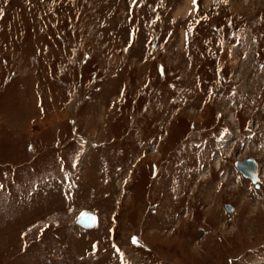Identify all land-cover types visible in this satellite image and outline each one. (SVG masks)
Segmentation results:
<instances>
[{
  "label": "rangeland",
  "instance_id": "374dc122",
  "mask_svg": "<svg viewBox=\"0 0 264 264\" xmlns=\"http://www.w3.org/2000/svg\"><path fill=\"white\" fill-rule=\"evenodd\" d=\"M0 264H264V0H0Z\"/></svg>",
  "mask_w": 264,
  "mask_h": 264
},
{
  "label": "water",
  "instance_id": "95a60500",
  "mask_svg": "<svg viewBox=\"0 0 264 264\" xmlns=\"http://www.w3.org/2000/svg\"><path fill=\"white\" fill-rule=\"evenodd\" d=\"M235 165L246 177L252 178L254 182L257 181L258 163L254 159L238 160L235 162ZM227 209H231V206L228 205ZM77 223L86 228H91L97 224V217L92 212L84 211L78 217Z\"/></svg>",
  "mask_w": 264,
  "mask_h": 264
},
{
  "label": "bare ground",
  "instance_id": "6f19581e",
  "mask_svg": "<svg viewBox=\"0 0 264 264\" xmlns=\"http://www.w3.org/2000/svg\"><path fill=\"white\" fill-rule=\"evenodd\" d=\"M115 101H116V100H115ZM117 103H118V101H117ZM119 103H120V102H119ZM124 105H125V104H124ZM124 105H121V109H122V110H123ZM217 159H218V158H217ZM217 159H216V162H217L216 164H217V166H218L217 168H219V166H220V161H219V159H218V160H217ZM237 169H238V168H237ZM238 170H239V169H238ZM239 171H240V170H239Z\"/></svg>",
  "mask_w": 264,
  "mask_h": 264
},
{
  "label": "snow or ice",
  "instance_id": "6c2138e0",
  "mask_svg": "<svg viewBox=\"0 0 264 264\" xmlns=\"http://www.w3.org/2000/svg\"><path fill=\"white\" fill-rule=\"evenodd\" d=\"M193 2H195V0H193Z\"/></svg>",
  "mask_w": 264,
  "mask_h": 264
}]
</instances>
